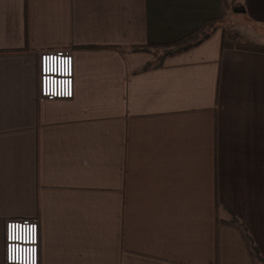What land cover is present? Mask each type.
Masks as SVG:
<instances>
[{
    "label": "crops",
    "instance_id": "0c3cea01",
    "mask_svg": "<svg viewBox=\"0 0 264 264\" xmlns=\"http://www.w3.org/2000/svg\"><path fill=\"white\" fill-rule=\"evenodd\" d=\"M232 1L0 0V264L22 220L40 264H258L245 234L264 259V54L150 48L243 7L264 45V0ZM61 50L74 98L43 101Z\"/></svg>",
    "mask_w": 264,
    "mask_h": 264
},
{
    "label": "built area",
    "instance_id": "2783aa9c",
    "mask_svg": "<svg viewBox=\"0 0 264 264\" xmlns=\"http://www.w3.org/2000/svg\"><path fill=\"white\" fill-rule=\"evenodd\" d=\"M39 97L41 100H71L75 94V62L72 52L40 54ZM5 264H40V225L35 220L6 224Z\"/></svg>",
    "mask_w": 264,
    "mask_h": 264
},
{
    "label": "trees",
    "instance_id": "16d2710c",
    "mask_svg": "<svg viewBox=\"0 0 264 264\" xmlns=\"http://www.w3.org/2000/svg\"><path fill=\"white\" fill-rule=\"evenodd\" d=\"M227 17L228 15L224 11V15L222 18L205 21L199 29L187 34L174 43L166 45H155L150 48L157 49L161 52V64L165 59L169 57L187 52L201 46L202 44L210 40L217 32L221 31V50L223 53L228 50H239L264 54V45L249 41L242 37V35L238 32H234L230 28L223 26V22L227 20ZM146 49L148 50L149 47ZM136 50L145 49L136 48ZM245 237L248 241L250 252L254 261H256L258 264H264V259H262V257L260 256L257 248L251 243L246 234Z\"/></svg>",
    "mask_w": 264,
    "mask_h": 264
},
{
    "label": "rangeland",
    "instance_id": "374dc122",
    "mask_svg": "<svg viewBox=\"0 0 264 264\" xmlns=\"http://www.w3.org/2000/svg\"><path fill=\"white\" fill-rule=\"evenodd\" d=\"M239 3H240V0H233L231 9H234L233 7L235 6V4H236V7L239 6L238 5ZM243 8H241L240 10H242ZM235 10H238V9H234L233 11H231L230 15L227 17V20H225L223 22V26L230 28L234 32H238L239 34L242 35V37H244L245 39L250 41V39H248V38L251 37L250 36L251 34H253V29H251L249 26L246 25L245 14L244 13H240V14L235 13ZM242 14H244V15H242ZM257 30H258V28H257ZM260 31L262 33H264V30H260ZM260 38H263V40H264V36L260 37ZM256 42L261 43L260 41H256Z\"/></svg>",
    "mask_w": 264,
    "mask_h": 264
},
{
    "label": "water",
    "instance_id": "95a60500",
    "mask_svg": "<svg viewBox=\"0 0 264 264\" xmlns=\"http://www.w3.org/2000/svg\"><path fill=\"white\" fill-rule=\"evenodd\" d=\"M235 13H238V14H240V13H245V9H242L241 11H239V10H235Z\"/></svg>",
    "mask_w": 264,
    "mask_h": 264
}]
</instances>
